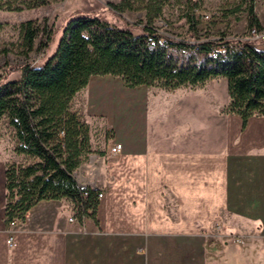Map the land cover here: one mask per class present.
<instances>
[{
  "label": "crops",
  "instance_id": "0c3cea01",
  "mask_svg": "<svg viewBox=\"0 0 264 264\" xmlns=\"http://www.w3.org/2000/svg\"><path fill=\"white\" fill-rule=\"evenodd\" d=\"M90 85L87 109L110 136L97 140L89 113L71 106L90 127L75 175L104 193L95 215L71 221V199L42 200L9 244L0 160V264H264V116L244 127L225 111L226 77L190 89Z\"/></svg>",
  "mask_w": 264,
  "mask_h": 264
},
{
  "label": "trees",
  "instance_id": "16d2710c",
  "mask_svg": "<svg viewBox=\"0 0 264 264\" xmlns=\"http://www.w3.org/2000/svg\"><path fill=\"white\" fill-rule=\"evenodd\" d=\"M254 2L248 10V28L264 31ZM48 3L49 0H36L32 6ZM163 3L164 0L146 1L143 34L96 15L73 17L63 27L57 49L43 64L24 63L20 79L0 84V119L7 116L15 129V152L33 160L6 164L8 225L14 219L26 220L31 208L42 200L69 198L76 211L81 212L84 206L80 219L82 214L95 215L100 191L87 187L90 194L85 198L75 175L83 157L91 151L90 127L71 106L93 76H117L130 88L165 89L201 86L211 79L226 77L230 103L225 111L240 115L244 127L250 117L264 116V48L249 38L227 32L218 39H170L176 47L174 52L153 47L147 37L154 31ZM110 7L119 14L136 9L131 0L111 3ZM197 11L195 2L187 15L191 29H195ZM22 31L32 51L44 29L31 19L22 24ZM51 38L49 31L46 47ZM182 49L188 53H182Z\"/></svg>",
  "mask_w": 264,
  "mask_h": 264
},
{
  "label": "rangeland",
  "instance_id": "374dc122",
  "mask_svg": "<svg viewBox=\"0 0 264 264\" xmlns=\"http://www.w3.org/2000/svg\"><path fill=\"white\" fill-rule=\"evenodd\" d=\"M36 0H0V84L10 80L20 79L24 63L32 65L43 64L57 49L63 27L73 17L99 16L109 23L132 30L135 34H143L147 24L146 1L131 0L136 9H126L123 13H116L111 3L124 0H49V3L33 7ZM252 0H164L161 16L154 21V25L166 34L168 39H218L222 32L233 36L248 38L249 6ZM197 3L195 29H191L188 13L193 3ZM255 12L264 25V0H255ZM209 14V18L204 16ZM35 20L44 31L36 39L32 51L25 43L22 24L28 20ZM52 33L51 41L46 47L48 32ZM260 37L253 39L258 46L264 47V31ZM94 85H108L122 89H146L127 87L120 77L113 75L93 76L88 85L76 94L73 107L83 115L89 113L91 121L96 125L93 134L97 140L110 136V131L100 126L105 116L93 114L88 110L87 89L90 83ZM157 87V86H151ZM186 89H190L187 85ZM151 89V88H150ZM185 89V88H183ZM88 108V109H87ZM86 116V115H85ZM18 139L15 129L10 125L9 118L0 119V160L7 164L12 162L31 163V158L15 152ZM216 228V227H215Z\"/></svg>",
  "mask_w": 264,
  "mask_h": 264
},
{
  "label": "built area",
  "instance_id": "2783aa9c",
  "mask_svg": "<svg viewBox=\"0 0 264 264\" xmlns=\"http://www.w3.org/2000/svg\"><path fill=\"white\" fill-rule=\"evenodd\" d=\"M205 18H209V14H206L204 16ZM262 34V31H257V29H252L250 31V35H249V39L253 40V39H256L258 37H260ZM148 42L150 43L151 46L153 47H165L167 48L169 51H172L174 52L176 50V47L171 44L169 42L170 39L167 38L166 34L159 28V26H156L154 25V31L153 33H150L148 34ZM197 47L194 48V50H196ZM224 51V50H223ZM182 53H188V50L187 49H182L181 50ZM123 143L122 142H116L115 144H113L110 148L111 152L112 153H119L123 150ZM82 189V194L85 198H88L89 197V191L87 189V186H83L81 187ZM104 193L102 191H100L98 193V199L100 200L102 197H103ZM85 211V208L84 206L82 205L81 207V212ZM81 212H79V210H75V213H74V216L70 217V220L71 221H74L76 220V218H79V214H81ZM87 216L86 214H82V219H85ZM20 221L18 219H14L13 221L10 222L9 224V237H8V243L9 244H12L13 243V240H14V232L12 230V228L17 225Z\"/></svg>",
  "mask_w": 264,
  "mask_h": 264
}]
</instances>
